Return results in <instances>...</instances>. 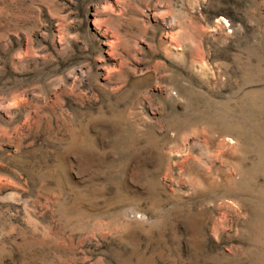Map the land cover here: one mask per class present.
<instances>
[{
    "label": "rangeland",
    "instance_id": "1",
    "mask_svg": "<svg viewBox=\"0 0 264 264\" xmlns=\"http://www.w3.org/2000/svg\"><path fill=\"white\" fill-rule=\"evenodd\" d=\"M0 264H264V0H0Z\"/></svg>",
    "mask_w": 264,
    "mask_h": 264
}]
</instances>
